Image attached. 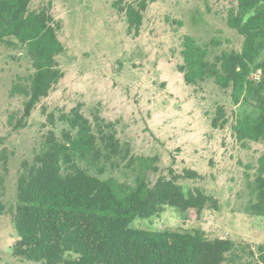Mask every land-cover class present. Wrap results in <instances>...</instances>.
<instances>
[{
  "label": "trees",
  "instance_id": "1",
  "mask_svg": "<svg viewBox=\"0 0 264 264\" xmlns=\"http://www.w3.org/2000/svg\"><path fill=\"white\" fill-rule=\"evenodd\" d=\"M158 0H115L114 8L126 15L128 33L137 37L144 13ZM32 0H0V49L25 51L33 71L18 76L10 94L26 98L19 126L26 127L33 112L65 77L57 57L65 52L59 39L62 21L51 3L31 9ZM227 25L244 38L242 48L214 54L191 36L183 38V62L178 71L189 86L214 82L229 92L236 108L234 135L264 144V0H238ZM261 72L260 79L255 76ZM48 122L65 127L60 135L50 130L32 162H24L17 186L13 225L19 240L15 257L39 264H245L258 258L264 264V244L236 243L210 238L202 229L146 230L134 221L158 216L165 207L202 219L206 209H218L219 200L196 188L186 192L180 179L202 176L195 170L160 177L155 184L148 172L154 160L132 155L131 145L118 138L117 125L102 117H86L82 105L59 116L46 112ZM11 118L10 122L13 123ZM230 123L219 106L212 127ZM129 168L133 177L116 173ZM250 199L246 214L264 217V154L254 178L247 175Z\"/></svg>",
  "mask_w": 264,
  "mask_h": 264
},
{
  "label": "rangeland",
  "instance_id": "2",
  "mask_svg": "<svg viewBox=\"0 0 264 264\" xmlns=\"http://www.w3.org/2000/svg\"><path fill=\"white\" fill-rule=\"evenodd\" d=\"M115 0H32L31 9L51 3L54 17L63 23L59 39L65 52L57 57L65 77L43 99L26 127L19 118L26 98L11 96L18 76L33 71L25 51L0 49V264H39L14 255L19 240L13 225L17 186L24 162H32L53 127L43 114L59 116L82 105L86 117H102L117 125L118 138L129 143L132 155L154 160L148 172L155 184L160 177L195 170L202 177L180 179L186 192L196 188L219 200L218 209H206L202 219L165 207L149 220L138 219L133 227L158 230H205L210 238L247 243L255 249L264 244V217L246 214L250 199L247 175L255 177L264 144L247 142L234 135L230 93L212 81L195 87L178 71L185 35L208 45L214 54L240 51L244 38L227 25L238 0H158L144 13L140 35L128 33L126 15L114 8ZM223 106L230 119L224 129L212 127ZM13 118V123L10 119ZM116 175L131 179L123 167ZM249 258L245 264H256Z\"/></svg>",
  "mask_w": 264,
  "mask_h": 264
},
{
  "label": "built area",
  "instance_id": "3",
  "mask_svg": "<svg viewBox=\"0 0 264 264\" xmlns=\"http://www.w3.org/2000/svg\"><path fill=\"white\" fill-rule=\"evenodd\" d=\"M260 76H261V72H259V73L255 76V79H260Z\"/></svg>",
  "mask_w": 264,
  "mask_h": 264
}]
</instances>
